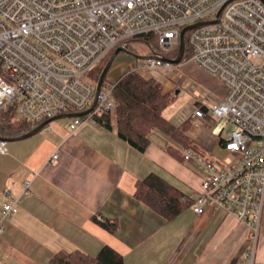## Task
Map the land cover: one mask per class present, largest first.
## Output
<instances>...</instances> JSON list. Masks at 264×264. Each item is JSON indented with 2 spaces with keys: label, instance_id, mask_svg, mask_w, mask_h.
<instances>
[{
  "label": "built area",
  "instance_id": "2783aa9c",
  "mask_svg": "<svg viewBox=\"0 0 264 264\" xmlns=\"http://www.w3.org/2000/svg\"><path fill=\"white\" fill-rule=\"evenodd\" d=\"M194 25L199 26L187 32V62L218 80L226 95L214 100L205 93L199 107H186L171 120H190L191 130L196 120L225 121L217 133L221 159L182 149L185 162L206 175L192 210L198 216L223 210L245 224L252 244L248 264H256L264 211V0H0V122L7 110L32 123L88 112L72 118L70 130H101L100 118L115 116L117 102L116 81L107 80L96 95L90 77L99 63L147 34L157 36L164 52H179L182 31ZM164 57L149 54L145 70L178 66ZM0 154H8L5 139ZM30 186L24 182V195ZM5 193L0 236L4 222L18 213L19 199L11 190Z\"/></svg>",
  "mask_w": 264,
  "mask_h": 264
},
{
  "label": "crops",
  "instance_id": "0c3cea01",
  "mask_svg": "<svg viewBox=\"0 0 264 264\" xmlns=\"http://www.w3.org/2000/svg\"><path fill=\"white\" fill-rule=\"evenodd\" d=\"M131 71L122 62L110 79L117 81ZM146 76L159 82L165 94L189 95L186 107H199L205 93L214 100L226 95L218 80L191 62ZM178 110L166 111V118H177L183 109ZM214 120H196L198 126L190 127L188 136L205 156L221 159L225 152L217 133L225 121ZM150 139L151 145L140 153L114 131L85 125L72 132L50 124L20 143H8L9 155L0 157V212L6 190L19 202L18 213L4 222L0 264H50L60 251L96 256L105 246L121 254L125 264H248L252 244L245 224L223 210L202 216L192 210L205 172L197 173L189 167L192 163L168 154L176 144L160 131ZM55 152L58 158L52 161ZM151 173L192 201L172 222L134 197L137 182ZM27 180L30 193L24 195ZM99 218L116 221L118 230L110 233ZM256 244L255 263L264 264V211Z\"/></svg>",
  "mask_w": 264,
  "mask_h": 264
},
{
  "label": "trees",
  "instance_id": "16d2710c",
  "mask_svg": "<svg viewBox=\"0 0 264 264\" xmlns=\"http://www.w3.org/2000/svg\"><path fill=\"white\" fill-rule=\"evenodd\" d=\"M189 37L190 34L186 33L184 37L185 54L181 63L187 62L192 56L189 51ZM131 41L146 42L150 48V54H162L167 58H176L178 54V48L172 52H164L159 46L157 36L154 35H141ZM127 49H129V44ZM112 55L113 53L102 60L91 74L90 78H92L93 85L98 83L99 76H101ZM106 81L105 79L104 84ZM113 90L117 102L116 115L113 117L105 115L100 118L99 122L102 129L114 131L119 139L140 153L146 152L151 145L150 135L157 130L176 144V147H171L167 151L168 154L178 158L181 163L185 162L181 154L182 149H191L194 153L205 156L190 141L188 136L191 126L190 120L176 125L166 118L165 112L173 105L176 96L165 94L162 85L154 78H149L138 71H131L115 82ZM44 122L46 121L32 123L20 120L14 110H7L1 113L0 138L5 140L17 139L32 132ZM134 197L168 222L177 219L190 208L192 203L177 187L154 173L137 182ZM98 222L110 233H115L118 230L116 221ZM50 264L125 263L121 254L113 248L105 246L96 256H90L80 251L71 253L60 251L52 257Z\"/></svg>",
  "mask_w": 264,
  "mask_h": 264
},
{
  "label": "rangeland",
  "instance_id": "374dc122",
  "mask_svg": "<svg viewBox=\"0 0 264 264\" xmlns=\"http://www.w3.org/2000/svg\"><path fill=\"white\" fill-rule=\"evenodd\" d=\"M128 53H120L117 57L116 60L112 66V68L110 69L106 80H111V72L113 71V68L115 66H119L120 68H122V62H123V66L127 67V68H132L133 70H137L139 73L143 74V75H147L148 71L145 70V58L149 56L150 54V48L148 46V44L146 42L143 41H131L129 43V49H127ZM130 53V54H129ZM165 73V71H163ZM162 71L160 73H163ZM188 78H186L187 80ZM179 91H181L179 89ZM182 93V92H181ZM211 95V94H210ZM190 101V96L189 95H183L180 94V96H178L175 100V102L173 103V105L167 110V112H169L171 109H173L175 112L179 111V109H184L187 105V103H189ZM72 121L71 118H67V119H60L57 121H54L51 123L52 124H58L59 126L63 127V128H70V122ZM191 127V126H190ZM100 130V129H99ZM104 130V129H101ZM24 141V140H22ZM21 141H14V142H8L9 145L10 144H14V143H20ZM9 155V153H8ZM6 155V156H8ZM1 156H5V155H1ZM186 163H190V162H186ZM4 167L6 168V170L8 169L7 166ZM4 167H2L4 169ZM191 169H193L194 171H196L197 173H201V169L199 167H197L196 165L192 164L189 166Z\"/></svg>",
  "mask_w": 264,
  "mask_h": 264
},
{
  "label": "water",
  "instance_id": "95a60500",
  "mask_svg": "<svg viewBox=\"0 0 264 264\" xmlns=\"http://www.w3.org/2000/svg\"><path fill=\"white\" fill-rule=\"evenodd\" d=\"M201 25V24H199ZM199 25H194V26H190V27H187L185 28L183 31H182V34H181V39H180V47H179V52H178V56L175 58V59H170V58H167V57H164L163 58V61L167 62V63H170L172 65H179L181 64V60H183L184 58V54H185V41H184V37H185V34L190 30L194 29V28H197ZM120 53H128V51L126 49H118L116 50V52L112 55V57L109 59L108 63H106L107 65L105 66L100 79L97 83V87H96V95L99 94L103 84H104V81L110 71V69L112 68L115 60H116V57L120 54ZM130 54V53H129ZM147 58V57H146ZM145 58V59H146ZM96 101H97V98H95L94 100V104H93V107L95 106L96 104ZM88 112H85V113H81V114H65V115H61V116H57L55 118H52L50 120L47 119L46 122H44L43 124H41L40 126H38L35 130H33L32 132L30 133H27L17 139H12V140H7L8 142H14V141H22V140H25V139H28L32 136H34V134H37V132H40L42 131L43 129H45L48 125H50L52 122L54 121H57V120H60V119H67V118H74V117H79V116H83V115H87ZM2 138H0L1 140Z\"/></svg>",
  "mask_w": 264,
  "mask_h": 264
}]
</instances>
